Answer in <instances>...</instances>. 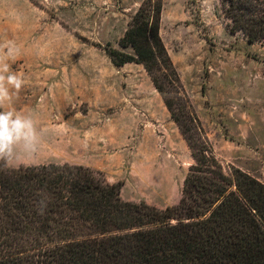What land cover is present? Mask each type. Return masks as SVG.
<instances>
[{"label": "rangeland", "instance_id": "rangeland-1", "mask_svg": "<svg viewBox=\"0 0 264 264\" xmlns=\"http://www.w3.org/2000/svg\"><path fill=\"white\" fill-rule=\"evenodd\" d=\"M142 2L0 0V44L19 47L9 63L24 80L10 107L31 114L41 133L31 158L9 166H84L121 182L125 201L178 203L192 160L164 104L175 94L104 50L120 49ZM228 24L220 0H163L159 33L216 156L264 184V42L248 43Z\"/></svg>", "mask_w": 264, "mask_h": 264}, {"label": "trees", "instance_id": "trees-1", "mask_svg": "<svg viewBox=\"0 0 264 264\" xmlns=\"http://www.w3.org/2000/svg\"><path fill=\"white\" fill-rule=\"evenodd\" d=\"M220 3L229 33L264 42V0ZM162 9L163 0H143L120 49L104 50L115 66L141 65L160 94H175L164 104L192 160L178 203L125 201L121 182L84 166L1 159L0 264H264V184L216 156L161 40Z\"/></svg>", "mask_w": 264, "mask_h": 264}, {"label": "clouds", "instance_id": "clouds-1", "mask_svg": "<svg viewBox=\"0 0 264 264\" xmlns=\"http://www.w3.org/2000/svg\"><path fill=\"white\" fill-rule=\"evenodd\" d=\"M20 54L11 40L0 44V159L11 162L22 157L31 158L41 141V133L31 114L10 107L14 92L24 84L21 73L12 71L9 61ZM40 209L46 206L40 201Z\"/></svg>", "mask_w": 264, "mask_h": 264}, {"label": "crops", "instance_id": "crops-1", "mask_svg": "<svg viewBox=\"0 0 264 264\" xmlns=\"http://www.w3.org/2000/svg\"><path fill=\"white\" fill-rule=\"evenodd\" d=\"M237 166H238L237 168H239V169L242 170L243 172H245V173L251 175L252 177H254L255 179H257L258 181H260L259 178L256 177V175L252 174L251 171H249V170L246 169L245 167H243V166H241V165H237Z\"/></svg>", "mask_w": 264, "mask_h": 264}]
</instances>
